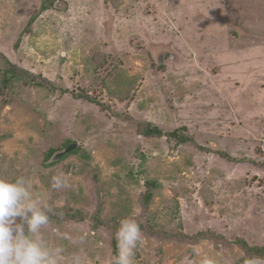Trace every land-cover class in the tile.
I'll list each match as a JSON object with an SVG mask.
<instances>
[{"label": "rangeland", "instance_id": "obj_1", "mask_svg": "<svg viewBox=\"0 0 264 264\" xmlns=\"http://www.w3.org/2000/svg\"><path fill=\"white\" fill-rule=\"evenodd\" d=\"M19 177L59 264H114L125 218L133 264H264V0H0V179Z\"/></svg>", "mask_w": 264, "mask_h": 264}, {"label": "clouds", "instance_id": "obj_2", "mask_svg": "<svg viewBox=\"0 0 264 264\" xmlns=\"http://www.w3.org/2000/svg\"><path fill=\"white\" fill-rule=\"evenodd\" d=\"M51 186L66 189L69 177L58 173L52 177ZM30 188L23 177L14 182L0 179V264H59L63 248L48 247L41 231L50 223L53 209ZM115 236L118 254L114 264H133L142 238L139 223L134 218L122 219ZM74 264H80L78 257Z\"/></svg>", "mask_w": 264, "mask_h": 264}, {"label": "trees", "instance_id": "obj_3", "mask_svg": "<svg viewBox=\"0 0 264 264\" xmlns=\"http://www.w3.org/2000/svg\"><path fill=\"white\" fill-rule=\"evenodd\" d=\"M52 5H53V2L52 1H50L48 3V5L42 3L41 6H40V8H39V13H43V12L47 11L49 9L48 6L52 7ZM34 21H35V16L32 17V18H30L29 25L33 24ZM7 73L8 72H6L5 73V76H4L6 82H9L10 80L17 79V76L14 73L11 74V75H8ZM81 98H83V97H81ZM84 98L89 103H93L94 104L96 102V101L92 100L91 98H89L88 96H84ZM142 131H143L142 134L145 137H148V138L149 137H153V136H159V137L163 136L162 131H160L157 128H146V129H144ZM178 137H179L181 143H186V142L189 141V138L186 137V136H178ZM70 144H69V142H67L65 144V146L66 145L68 146ZM53 153H54V151L53 150H50V152L47 154V159L50 158L53 155ZM71 153L72 154H75V153H77V150H74ZM66 158H67V156L63 157L61 160H65ZM149 199H150V195L147 193V196L145 197L146 202H148ZM250 252H251L252 255H256L260 259H264V249H262V248H255V249H251ZM114 254H115V256H117V254H118V250H117V247L116 246L114 247Z\"/></svg>", "mask_w": 264, "mask_h": 264}, {"label": "water", "instance_id": "obj_4", "mask_svg": "<svg viewBox=\"0 0 264 264\" xmlns=\"http://www.w3.org/2000/svg\"><path fill=\"white\" fill-rule=\"evenodd\" d=\"M161 63H162V60H159V64H161ZM76 149H77V145L72 143V144L68 145L62 152H59V153L55 154L54 156H52L51 161L52 162L59 161L63 157L70 154L71 152H73Z\"/></svg>", "mask_w": 264, "mask_h": 264}]
</instances>
